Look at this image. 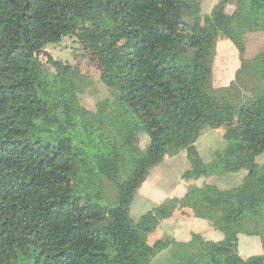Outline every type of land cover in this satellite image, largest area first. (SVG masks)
I'll use <instances>...</instances> for the list:
<instances>
[{"label": "trees", "instance_id": "obj_1", "mask_svg": "<svg viewBox=\"0 0 264 264\" xmlns=\"http://www.w3.org/2000/svg\"><path fill=\"white\" fill-rule=\"evenodd\" d=\"M259 30L264 0H219L210 13L200 0H0V264H151L161 252L163 264H264V253L239 251L241 234L264 246V49L245 56V34ZM67 37L110 89L94 110L80 101L92 80L78 65L40 59ZM221 39L241 66L216 88ZM205 126L226 140L209 163L196 146ZM182 147L187 192L134 222L151 168ZM242 170L235 186L191 183ZM104 179L116 187L111 204ZM178 209L223 238L150 243Z\"/></svg>", "mask_w": 264, "mask_h": 264}, {"label": "rangeland", "instance_id": "obj_2", "mask_svg": "<svg viewBox=\"0 0 264 264\" xmlns=\"http://www.w3.org/2000/svg\"><path fill=\"white\" fill-rule=\"evenodd\" d=\"M212 1L213 0H211V2ZM201 4L204 12L210 7L209 4H206L205 0H202ZM235 5L236 2L232 3L228 6L227 11L232 12ZM245 43V56L248 58L255 56L264 49V30L246 33ZM48 55H52L54 58L61 59L65 62L78 65L83 73L86 74L90 80H92V85L80 95V101L86 108L94 110L99 99L110 96V89L101 81L100 70L97 65L89 59L87 53L84 52L80 43L74 37H67L58 44H50L46 47L45 53L40 56V59L46 66L48 65ZM240 66L241 59L239 52L233 42L228 39L219 40L217 45V56L213 68L214 86L216 88L229 86L236 79V72ZM222 132H224V129H213L208 126L203 128L202 134L196 142V146L202 160L205 163H209L214 156V152L223 149L226 145V140ZM147 143L148 137L146 135H142V146L146 147ZM173 148V142L169 141L167 144L168 152L173 150ZM257 161L259 163H264V153L257 157ZM188 168H190V160L185 147L179 148L175 151V153H166L164 160L151 168L147 180L144 184H142L135 195L130 208V216L132 220L137 222L143 214L154 208L156 205L162 203L166 198L179 195L180 193H177V190L181 188L182 190H185L186 185H188V181H181V179H183L181 177L183 172ZM245 173L246 170H242L235 174L232 173L225 175V177L216 176L214 178V182L222 188L235 186L242 181ZM192 181L193 180H191V183H193ZM103 182L106 196L103 199V202L111 204L116 199V187L108 180L104 179ZM187 188H189V185ZM183 213L184 212L181 214L184 218L182 219L183 222L180 223L178 221L177 223V225L180 224L183 226H181L178 230L184 229L187 234L193 227L192 234H200L205 240H208L209 235L201 233L199 230L196 231V226H193L192 224V214L189 211H187L186 214ZM177 225H168L167 222H165V224L162 223L160 225L161 227L159 226L160 228L158 227L157 230L150 236V243L153 244L155 240L162 237L165 232L174 231ZM197 229L199 228L197 227ZM214 230L217 235H223L220 231L216 229ZM210 237L215 238L216 236L210 235ZM239 251L244 257L264 253V246L261 238L258 236L241 234L239 236ZM164 255L165 252L164 254H158L151 264H163ZM168 263L169 261L166 260L165 264Z\"/></svg>", "mask_w": 264, "mask_h": 264}, {"label": "crops", "instance_id": "obj_3", "mask_svg": "<svg viewBox=\"0 0 264 264\" xmlns=\"http://www.w3.org/2000/svg\"><path fill=\"white\" fill-rule=\"evenodd\" d=\"M200 1H202V0H200ZM206 1V4H209L210 5V7H209V9L207 10V11H205L204 12V10H203V12L204 13H210L211 11H212V9H213V7H214V5L219 1V0H213L212 2H211V0H205ZM231 4H229L228 6H230ZM228 6L226 7V11H227V8H228ZM235 8H236V5H235ZM234 8V9H235ZM233 9V10H234ZM232 10V11H233ZM228 12V11H227ZM229 13H231V12H229ZM219 130H221V129H219ZM203 131V130H202ZM202 134V133H201ZM216 176H211L210 178H207V177H202V178H200V179H197V180H193L192 182H193V184H196V185H203L204 183H212V182H214V178H215ZM182 178V177H181ZM211 178H213V179H211ZM181 181H183V179H181ZM188 185H189V183H187ZM188 185H186V187H185V190H182V188L181 189H179V190H177V193H180L179 195H177V196H172V197H181V196H183L186 192H187V190H188ZM185 186V185H184ZM156 188V187H155ZM182 212H184L183 214H186V212H187V209H178L176 212H175V214L173 215V217L172 218H170V219H168V220H166V221H164L163 223L165 224V222H167V224L168 225H174V224H176L177 225V223H178V221L180 222V223H182L183 222V220L182 219H184L183 218V216L181 215L182 214ZM190 212V211H189ZM193 218V221H192V224H193V226H196V231H200L201 233H206L207 235H209V240H221L222 238H223V235H217L216 233H215V230L209 225V222L208 221H206V220H203V219H200V218H195V217H192ZM181 226H183V225H180V224H178L177 225V227L175 228V230L174 231H168L167 233L165 232V234H171L173 237H175L176 239H178V240H180V241H189L191 238H192V231H193V227H192V229H191V231L189 232V233H187L186 234V231L184 230V229H182V230H178V229H180V227ZM161 227V226H160ZM159 227V228H160ZM197 227L199 228V229H197ZM173 228H174V226H173ZM211 232V233H210ZM164 234V235H165ZM163 235V236H164ZM210 235H214V236H216L215 238H211L210 237ZM159 238H161V237H159ZM161 253H163L164 254V252H161Z\"/></svg>", "mask_w": 264, "mask_h": 264}]
</instances>
